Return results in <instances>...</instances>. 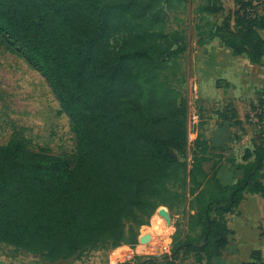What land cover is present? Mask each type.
I'll return each instance as SVG.
<instances>
[{
    "label": "trees",
    "instance_id": "16d2710c",
    "mask_svg": "<svg viewBox=\"0 0 264 264\" xmlns=\"http://www.w3.org/2000/svg\"><path fill=\"white\" fill-rule=\"evenodd\" d=\"M231 1L236 11L218 28L219 43L234 56L246 55L251 64L262 65L259 0ZM154 3L0 0V34L46 78L77 140L74 163L33 151L18 139L0 145V241L66 260L87 247L136 244L140 228L166 205L170 172L187 168L178 154L186 150L188 132L175 99L158 81L167 51L161 47L157 53L150 45L151 30L161 20ZM123 33L128 36L114 49L113 39ZM258 104H264V96ZM263 167L264 143L244 168L243 179L217 192V183L210 191V180L198 178L206 172L195 162L191 192L209 198L203 215L189 220L185 237L172 243L167 259L195 254L198 262L210 264L222 256L229 233L222 217L238 207L246 190L264 198ZM247 264H264L262 251Z\"/></svg>",
    "mask_w": 264,
    "mask_h": 264
},
{
    "label": "rangeland",
    "instance_id": "374dc122",
    "mask_svg": "<svg viewBox=\"0 0 264 264\" xmlns=\"http://www.w3.org/2000/svg\"><path fill=\"white\" fill-rule=\"evenodd\" d=\"M155 1V9L161 11V20L151 30L150 45L157 53L161 47L167 51L161 57L164 65L158 81L175 99L176 109L181 110V120L185 118L188 132L186 150L178 154L179 161L187 168L183 172H170L166 182L169 194H163L166 205L158 207L148 224L140 228L134 245L122 244L115 249L108 245L92 246L72 258L53 261L0 241V264H117L115 251L123 248L127 253V248H135L142 243V238L168 241L165 237L171 235L174 244L177 238L185 237L188 222L203 215L209 198L207 194L191 192L194 187L190 185V173L194 163L201 164L206 172V177L198 176L201 181L206 178L215 181L217 167L220 170L221 167H230L229 164L243 165L249 161L246 157L248 147L264 143V128L260 130L249 121L253 106L264 95V64L252 68L246 58H233L224 52L217 38L218 28L223 27L225 20L236 11L234 3L231 0ZM263 1L255 3L257 13H264ZM214 6L223 7V11L211 12ZM135 29L140 30L139 27ZM127 36V33L117 35L112 41L113 48L119 49ZM217 61L222 62V67H217ZM224 79L236 86L234 95L244 103L242 108L247 105L240 110L243 111L242 120L235 115L233 108L222 105L217 94V86L226 83ZM146 101L147 95L143 104ZM218 128L224 130L225 143L217 137ZM15 139L23 141L33 151L63 156L75 162L77 140L69 115L43 74L0 34V145H7ZM229 150L233 151L232 154L226 155ZM207 188L211 191L216 186L210 183ZM161 210L169 213L170 223L163 221ZM155 217L163 222L156 224ZM228 217L230 225L239 223L237 216ZM258 229V247L264 257V223H260ZM189 233L197 234L195 231ZM228 255L224 253V257ZM149 259L165 260L142 255L125 264H139ZM181 263L206 264V261L198 262L197 256L191 254Z\"/></svg>",
    "mask_w": 264,
    "mask_h": 264
},
{
    "label": "crops",
    "instance_id": "0c3cea01",
    "mask_svg": "<svg viewBox=\"0 0 264 264\" xmlns=\"http://www.w3.org/2000/svg\"><path fill=\"white\" fill-rule=\"evenodd\" d=\"M263 35V33H262ZM264 36V35H263ZM226 54H230L233 58H246L248 62L250 63L248 57L246 55L243 56H234L233 52L230 48L223 47ZM222 62L217 61V67H222ZM264 64V59H263ZM250 66L253 68L254 66L259 65H253L250 63ZM226 83L223 86H217V94L220 95L222 105L229 106V108L232 110V108L236 111L235 115L239 116L240 120L242 112L241 109L247 108V105L244 106V103H241L238 98L235 97L234 93L236 91V86L229 80L224 79ZM234 113V112H233ZM223 128L217 129V137H220V142L225 143L223 139L224 133ZM261 145V144H260ZM250 146L249 151H247V156L249 157V161H246L243 163V165L237 164H229L230 167H221L220 170H218L217 167V176L215 178V181H210L212 184L217 183V192L218 188H229L233 187L236 184H238L239 181L243 179L244 175V168L251 163L254 162L256 157V151L258 147ZM251 150V151H250ZM233 151L229 150L225 154L229 155L232 154ZM248 160V158H246ZM222 164V163H221ZM264 169V167H263ZM261 170V178L260 182L264 184V170ZM229 172L228 177H225L226 173ZM240 214V215H239ZM229 215L231 216H237V221L239 223H236L234 226L230 225L228 219ZM224 224L229 231L227 235V245L224 248L222 252V256L218 257L217 259H213L210 264H239L247 262L249 260H253V253L257 251H261L259 249V240H258V228L260 223H264V198L260 194H257L255 192H251L250 190H246L243 193V199L233 211L229 213H225L223 215ZM252 251V253H248L249 251ZM224 253H229L228 257H224ZM170 256V255H169ZM169 256H161V258H164L165 260H162V262L159 261L158 264H168L170 262H174L175 264H182L181 261H183L187 256L179 259V260H172L171 258H168ZM159 258V257H157ZM136 259V258H135ZM134 259V260H135ZM248 263V262H247ZM245 263V264H247Z\"/></svg>",
    "mask_w": 264,
    "mask_h": 264
},
{
    "label": "built area",
    "instance_id": "2783aa9c",
    "mask_svg": "<svg viewBox=\"0 0 264 264\" xmlns=\"http://www.w3.org/2000/svg\"><path fill=\"white\" fill-rule=\"evenodd\" d=\"M260 15H264V13H258ZM264 96V95H263ZM262 96V97H263ZM256 109H253V111L249 114V121L250 123L262 130L264 128V104L255 105ZM164 219L163 221L167 223V220ZM168 241H162L159 239H156L154 237H150L149 240L144 243V245L138 244L135 248H127L126 251H123V248H119L115 251L117 253L116 263L117 264H125L128 261H132L137 257H140L142 255H148L153 257H161V256H169L172 252V238L171 235L165 237ZM144 246V247H143ZM264 259V257H263Z\"/></svg>",
    "mask_w": 264,
    "mask_h": 264
},
{
    "label": "water",
    "instance_id": "95a60500",
    "mask_svg": "<svg viewBox=\"0 0 264 264\" xmlns=\"http://www.w3.org/2000/svg\"><path fill=\"white\" fill-rule=\"evenodd\" d=\"M160 216L163 217V218H165L168 223L171 222L170 215H169V213L166 210H161L160 211ZM149 238L150 237L142 238L141 242L142 243H146L149 240Z\"/></svg>",
    "mask_w": 264,
    "mask_h": 264
},
{
    "label": "bare ground",
    "instance_id": "6f19581e",
    "mask_svg": "<svg viewBox=\"0 0 264 264\" xmlns=\"http://www.w3.org/2000/svg\"><path fill=\"white\" fill-rule=\"evenodd\" d=\"M154 219H155L156 224H160L163 222L159 217H155Z\"/></svg>",
    "mask_w": 264,
    "mask_h": 264
}]
</instances>
